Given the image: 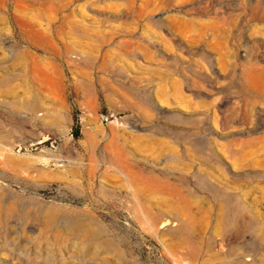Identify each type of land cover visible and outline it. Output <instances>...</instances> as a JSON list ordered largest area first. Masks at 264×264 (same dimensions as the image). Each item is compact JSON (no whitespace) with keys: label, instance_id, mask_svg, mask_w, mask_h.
Returning <instances> with one entry per match:
<instances>
[{"label":"rangeland","instance_id":"rangeland-1","mask_svg":"<svg viewBox=\"0 0 264 264\" xmlns=\"http://www.w3.org/2000/svg\"><path fill=\"white\" fill-rule=\"evenodd\" d=\"M0 264H264V0H0Z\"/></svg>","mask_w":264,"mask_h":264},{"label":"bare ground","instance_id":"bare-ground-1","mask_svg":"<svg viewBox=\"0 0 264 264\" xmlns=\"http://www.w3.org/2000/svg\"><path fill=\"white\" fill-rule=\"evenodd\" d=\"M169 222V221H168ZM165 223V222H164ZM165 225V224H164ZM166 225H167V222H166Z\"/></svg>","mask_w":264,"mask_h":264}]
</instances>
